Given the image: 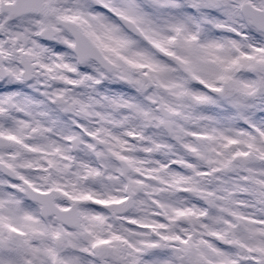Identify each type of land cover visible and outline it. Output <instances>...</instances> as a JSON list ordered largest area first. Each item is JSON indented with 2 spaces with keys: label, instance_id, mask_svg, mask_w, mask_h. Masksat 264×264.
<instances>
[{
  "label": "snow or ice",
  "instance_id": "obj_1",
  "mask_svg": "<svg viewBox=\"0 0 264 264\" xmlns=\"http://www.w3.org/2000/svg\"><path fill=\"white\" fill-rule=\"evenodd\" d=\"M0 264H264V0H0Z\"/></svg>",
  "mask_w": 264,
  "mask_h": 264
}]
</instances>
